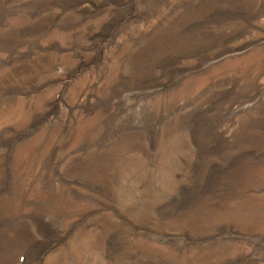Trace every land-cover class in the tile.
<instances>
[{
    "label": "rangeland",
    "instance_id": "374dc122",
    "mask_svg": "<svg viewBox=\"0 0 264 264\" xmlns=\"http://www.w3.org/2000/svg\"><path fill=\"white\" fill-rule=\"evenodd\" d=\"M0 264H264V0H0Z\"/></svg>",
    "mask_w": 264,
    "mask_h": 264
}]
</instances>
